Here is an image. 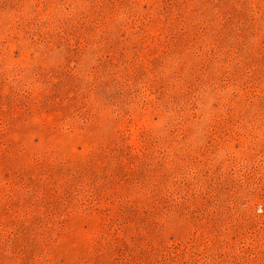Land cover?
Instances as JSON below:
<instances>
[{
    "label": "rangeland",
    "instance_id": "obj_1",
    "mask_svg": "<svg viewBox=\"0 0 264 264\" xmlns=\"http://www.w3.org/2000/svg\"><path fill=\"white\" fill-rule=\"evenodd\" d=\"M0 264H264V0H0Z\"/></svg>",
    "mask_w": 264,
    "mask_h": 264
}]
</instances>
